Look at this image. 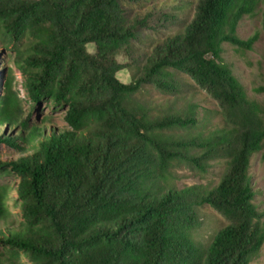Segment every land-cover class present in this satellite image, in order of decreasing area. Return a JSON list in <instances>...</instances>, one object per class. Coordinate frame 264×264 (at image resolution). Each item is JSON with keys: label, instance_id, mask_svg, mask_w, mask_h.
Wrapping results in <instances>:
<instances>
[{"label": "trees", "instance_id": "obj_1", "mask_svg": "<svg viewBox=\"0 0 264 264\" xmlns=\"http://www.w3.org/2000/svg\"><path fill=\"white\" fill-rule=\"evenodd\" d=\"M152 2L0 0V49L13 51L30 99L64 106L67 125L48 130L25 118L11 70L2 76L0 145L20 156L0 162V173L18 178L22 221L8 226L0 186V264H21L20 254L30 264H249L259 256L264 209L249 169L264 148V98L247 96L222 53L223 44L245 51L264 40V0H196L188 23L137 64L138 32L168 17L133 11ZM258 13L260 33L241 40L239 22ZM124 69L128 84L115 77ZM175 74L216 102L221 128L203 135L196 105L155 114L137 98L150 85L176 99ZM254 92L264 95V86ZM219 159L226 165L216 185L175 186L174 167L206 173ZM203 206L227 223L201 248L189 233Z\"/></svg>", "mask_w": 264, "mask_h": 264}, {"label": "rangeland", "instance_id": "obj_2", "mask_svg": "<svg viewBox=\"0 0 264 264\" xmlns=\"http://www.w3.org/2000/svg\"><path fill=\"white\" fill-rule=\"evenodd\" d=\"M195 2L196 0H153L149 4L132 5L133 11L139 10L141 14L157 10V12H162L168 16L166 20H163L165 21L164 23L162 20L160 23L156 21V18H158V15H156L154 19L150 20L149 27L138 32L136 40L133 42L136 51L133 57L134 60H137V64L143 62L140 58L143 50L150 49L151 45L160 40V38L175 35L188 23L192 18ZM261 20L260 13L254 17H244L238 24L237 36L241 40H246L253 34L260 33ZM87 51L91 54L94 53V46L88 45ZM136 55L137 57L135 58ZM222 58L223 62L230 67L234 77L244 87L247 96L261 101L264 95L255 93L254 89L264 86V40L262 35L260 34L252 50H239L229 44H223ZM117 61L123 66L132 63L123 56L117 57ZM7 70H11L13 91L20 101L25 118L30 117L32 122H44L48 130L49 127L57 129L67 127L64 121L65 107L57 106L51 101H44L39 105L35 104L27 93L23 76L15 67L13 51L11 49H0V79L6 75ZM115 77L120 83L128 84L132 80V73L124 69L117 72ZM175 78L182 84V92L176 99H172V96L168 94L160 93L150 85L144 87L140 94L137 95V98L150 106L157 107L155 114L163 113L166 110L168 111V109L183 111L188 104L196 105V117L204 126L201 128L203 135H207L214 128H221L223 123L221 117L218 115L216 102L194 85L186 76L175 74ZM19 156L14 150L5 145H0V162L15 160ZM225 165V161L221 159L210 161L206 173L189 169L185 165H179L172 169L173 177H175L173 182L177 188L198 184L214 186L224 171ZM249 173L255 192L254 203L258 206L259 210H263L264 148L251 157ZM17 184L18 178L15 174L10 172L7 174L0 173V186L5 188L7 194L6 204L10 213L9 227H15L22 221L16 194ZM197 217L198 227L190 231L189 237L196 246L204 248L210 242L213 235L227 221L209 206L198 208ZM2 228L4 226L0 224V229ZM18 260L21 264H30L21 254L18 256ZM249 264H264V244L259 256Z\"/></svg>", "mask_w": 264, "mask_h": 264}]
</instances>
